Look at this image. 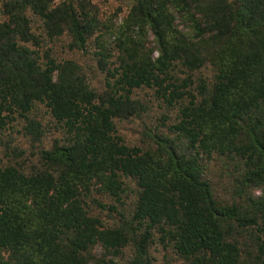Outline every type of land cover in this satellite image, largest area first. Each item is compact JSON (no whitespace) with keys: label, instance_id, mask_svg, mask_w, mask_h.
Segmentation results:
<instances>
[{"label":"trees","instance_id":"trees-1","mask_svg":"<svg viewBox=\"0 0 264 264\" xmlns=\"http://www.w3.org/2000/svg\"><path fill=\"white\" fill-rule=\"evenodd\" d=\"M115 1L0 0V264H264V0Z\"/></svg>","mask_w":264,"mask_h":264},{"label":"rangeland","instance_id":"rangeland-1","mask_svg":"<svg viewBox=\"0 0 264 264\" xmlns=\"http://www.w3.org/2000/svg\"><path fill=\"white\" fill-rule=\"evenodd\" d=\"M96 1L99 3L102 12L107 16H110V14L113 13L114 10H116V8L118 7V4L115 0ZM58 44L60 46L62 45V42ZM69 55L75 56L76 58L87 63V65H90L92 63L90 56H85L81 53H70ZM92 73L97 78L96 81H103V75L98 72V70H96V67L92 68ZM97 84L100 86V82H97ZM136 95L140 97L145 108H143L140 115L132 117L129 121H126L121 125L122 132L130 142H140L142 139H144V137L147 138V130L150 128L153 129L159 123L158 119L161 118L162 115H169L173 118L176 114L175 108L167 109V106L162 101L156 98L155 92L151 89H140L136 92ZM46 122L50 123L48 125L50 127V130L44 144L45 146H49L55 137L61 136V133L59 132L54 122H51L49 115H46ZM24 142L25 148L28 150V155H31V153L36 152L39 149L38 145L33 146V143H31L28 139H25ZM0 156H3V154ZM5 159L7 158L5 157ZM261 192V190L256 191V193ZM158 250H153V254L157 257L156 264H168L167 260H165L163 257V253ZM171 263L175 264L176 262L172 261Z\"/></svg>","mask_w":264,"mask_h":264}]
</instances>
